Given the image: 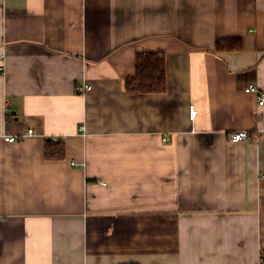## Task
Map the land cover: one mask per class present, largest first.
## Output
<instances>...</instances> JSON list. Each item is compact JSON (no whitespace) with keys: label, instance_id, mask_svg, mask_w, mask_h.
Masks as SVG:
<instances>
[{"label":"crops","instance_id":"crops-1","mask_svg":"<svg viewBox=\"0 0 264 264\" xmlns=\"http://www.w3.org/2000/svg\"><path fill=\"white\" fill-rule=\"evenodd\" d=\"M141 52L166 56L165 92H127ZM252 83L264 0H0V264H258Z\"/></svg>","mask_w":264,"mask_h":264},{"label":"trees","instance_id":"trees-1","mask_svg":"<svg viewBox=\"0 0 264 264\" xmlns=\"http://www.w3.org/2000/svg\"><path fill=\"white\" fill-rule=\"evenodd\" d=\"M241 47L238 40H218V50H233ZM166 56L160 52H141L136 56V74L126 81L129 93H161L166 91ZM66 146L64 142L49 141L46 156L49 159H63Z\"/></svg>","mask_w":264,"mask_h":264},{"label":"built area","instance_id":"built-area-1","mask_svg":"<svg viewBox=\"0 0 264 264\" xmlns=\"http://www.w3.org/2000/svg\"><path fill=\"white\" fill-rule=\"evenodd\" d=\"M88 89H89V86L87 84H84L83 86L78 87V91L81 94L87 92ZM246 92L257 94L259 105L260 106L264 105V93H261L260 88L256 84L254 83L249 84V86L246 88ZM32 133H33V130L28 131V134H32ZM18 139H19L18 137H14V136L6 138L8 142H15ZM229 139L232 142H242V141H246L249 139V134L246 131L233 132L229 135ZM258 264H264V254H261Z\"/></svg>","mask_w":264,"mask_h":264}]
</instances>
